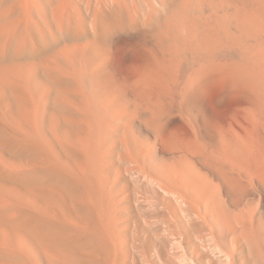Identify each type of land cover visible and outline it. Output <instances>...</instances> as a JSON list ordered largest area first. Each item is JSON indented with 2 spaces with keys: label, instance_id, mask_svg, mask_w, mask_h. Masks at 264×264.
Wrapping results in <instances>:
<instances>
[{
  "label": "bare ground",
  "instance_id": "6f19581e",
  "mask_svg": "<svg viewBox=\"0 0 264 264\" xmlns=\"http://www.w3.org/2000/svg\"><path fill=\"white\" fill-rule=\"evenodd\" d=\"M7 38L0 35V59L10 57L3 48L11 45L17 56H34L28 42ZM73 49L54 50L47 79L32 64L15 68L24 90L40 80L32 113L43 163L37 185L50 192L52 212L37 237L44 245L50 230L51 264H264V168L244 136L206 108L195 73L166 102H154L141 93L150 81L96 76L95 46Z\"/></svg>",
  "mask_w": 264,
  "mask_h": 264
},
{
  "label": "rangeland",
  "instance_id": "374dc122",
  "mask_svg": "<svg viewBox=\"0 0 264 264\" xmlns=\"http://www.w3.org/2000/svg\"><path fill=\"white\" fill-rule=\"evenodd\" d=\"M227 1L170 0L163 7L157 0H0V35L13 37L18 44L28 42V54L36 49L33 57L23 58L11 45L3 48L12 52L10 57L0 59V80L9 79L8 86L0 83V264H51L53 260L52 248L47 246L50 230L44 245L37 237L38 223L44 220L50 225L52 212L50 192H41L37 185V169L43 163L38 158L32 113L37 98L41 101L34 91L40 80L33 78L31 90H24L15 68L32 64L38 67L35 75L45 79L58 48L95 46L91 71L96 76L150 81L141 93L154 102H166L174 86L194 72L206 108L219 125L244 136L259 159V168H264V4L262 0ZM178 30L184 38L175 36ZM192 38L198 44L191 43ZM43 84L48 88L50 82ZM49 120L48 115L45 123ZM45 147L44 163L50 160L49 144Z\"/></svg>",
  "mask_w": 264,
  "mask_h": 264
}]
</instances>
